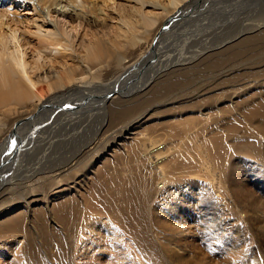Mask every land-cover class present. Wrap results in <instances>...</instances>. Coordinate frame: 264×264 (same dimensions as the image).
<instances>
[{
    "label": "bare ground",
    "instance_id": "bare-ground-1",
    "mask_svg": "<svg viewBox=\"0 0 264 264\" xmlns=\"http://www.w3.org/2000/svg\"><path fill=\"white\" fill-rule=\"evenodd\" d=\"M225 2L0 0V160L7 159L0 162V238H23L15 240L16 264H51L52 257L72 264L73 249L97 247L89 238L97 221H75L84 211L74 197L56 205L60 221L27 217L37 191L46 198L48 187L76 172L95 174L91 212L102 205L139 251L155 252L152 221L131 210L139 195L149 201L157 193L170 212L187 182L183 172L202 176L207 191L233 184L231 154L264 170V14L254 17L264 0ZM16 3L32 12L26 28L12 11ZM230 15L242 24L237 32L225 25ZM248 16L254 20L245 25ZM153 110L171 120L135 131ZM218 122L225 140L205 139ZM172 137L178 141L169 145ZM169 153L175 180L159 167ZM104 155L112 159L94 170Z\"/></svg>",
    "mask_w": 264,
    "mask_h": 264
},
{
    "label": "rangeland",
    "instance_id": "rangeland-1",
    "mask_svg": "<svg viewBox=\"0 0 264 264\" xmlns=\"http://www.w3.org/2000/svg\"><path fill=\"white\" fill-rule=\"evenodd\" d=\"M225 1L227 2H225V7L232 4V0ZM13 5L12 11H15L22 21L20 26L26 28L27 22L30 21L32 16L31 10L19 3ZM8 6L4 5L3 7ZM236 6L233 7L236 8ZM243 6L242 4L241 7ZM254 12V17L257 20L259 16L264 14V2L258 4ZM248 17H246L248 20L243 21L245 25L252 23L254 20L252 17ZM235 18L231 15L226 17L225 25L231 22L230 25L234 26V32H237L238 26L242 24L239 25L237 21H234ZM254 23L256 22L254 21ZM245 25L242 26L244 30ZM160 51L162 52V50ZM176 53L178 52L176 51ZM224 105L225 101H222L219 107ZM155 112L153 110L146 114L135 131H141L142 128L144 129L163 120H171V118L159 119V115H156ZM187 114L198 116L190 113H185L183 116H188ZM203 122L205 121L198 123ZM199 124L198 127H200ZM217 124L221 125L219 127L210 125L207 131L204 130L205 139L218 135L221 141L225 140V131L222 130L223 125L219 122ZM197 138L199 140L203 139L201 136ZM177 141L178 138L176 137L168 138L169 145L175 144ZM230 156L228 163L237 172L232 177L234 185L232 184L228 188L224 183V187L213 185L210 190L202 191L204 188L203 183L200 181L202 176L197 174L189 176V174L183 172L182 176L185 177L184 179L187 182H185L184 187L179 189L178 200L170 204V212L166 210L168 205H165L166 203L160 200V197H157V193L151 194L149 201L144 197V194L137 197L131 206V210L138 216L140 221H152L147 227L150 228L151 226L149 230L154 237L155 252L146 249L139 251L130 237L122 234L118 227L108 222L114 221L112 219L114 217L101 209L102 205L100 209H96V213L95 211L91 212V206L98 205L96 191L91 187L95 179L94 173L83 177L81 172H76L77 175L75 174L73 179L66 180L65 185L67 188L64 184L59 188H55V186L48 187L46 191L49 193H46V198H43L41 192L37 191L34 194L36 199L30 202L27 217H30L32 221L33 214H36L33 221H60L55 211L56 205L71 197L78 201L79 212L84 211V216L75 221H91V223L97 221V223L93 222L95 226L92 225V227L99 237L96 234L94 237L89 236L90 239L95 238L98 244L91 251L85 250L83 246L73 249L70 255L72 264H264V170L249 163L246 166L238 163L234 159L237 156L235 154ZM57 158L56 156L52 157L50 162L55 161ZM173 158L174 154L169 153L159 161V167L162 170L172 173L171 180L178 179L174 172V166L170 163ZM109 159H112V157H106V155L100 157L94 164L93 169H100L102 163ZM2 160L0 162L3 163L5 160L6 164L7 159ZM16 165H11L10 170L12 173L17 170L18 164L16 163ZM5 170L7 169L5 168ZM0 176H2V173ZM6 178H9V176H6ZM50 189L52 190L49 191ZM157 198H159L158 201ZM184 200L187 201L184 202ZM176 205L177 207L174 209L176 214H173L172 209ZM23 209L14 210L16 211L15 215L12 213L14 216L5 218V221L15 218ZM86 211H88V214H86ZM150 213H154V220L150 217ZM112 230L116 231L112 232ZM106 231H109V238L106 237ZM88 234L91 235L87 233V236ZM15 240L21 241V244L23 242L21 235H8L6 239L2 240L0 238V264H16V261H18L19 257L15 256L17 250ZM53 244L50 243L49 247V251L52 253H54ZM50 263L56 264L53 257L50 259Z\"/></svg>",
    "mask_w": 264,
    "mask_h": 264
}]
</instances>
